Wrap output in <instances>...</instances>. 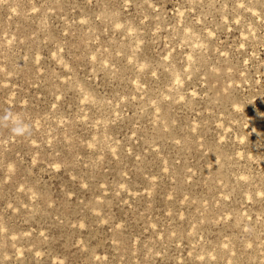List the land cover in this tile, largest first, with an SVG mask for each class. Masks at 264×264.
Instances as JSON below:
<instances>
[{
    "label": "rangeland",
    "instance_id": "rangeland-1",
    "mask_svg": "<svg viewBox=\"0 0 264 264\" xmlns=\"http://www.w3.org/2000/svg\"><path fill=\"white\" fill-rule=\"evenodd\" d=\"M0 264H264V0H0Z\"/></svg>",
    "mask_w": 264,
    "mask_h": 264
},
{
    "label": "clouds",
    "instance_id": "clouds-1",
    "mask_svg": "<svg viewBox=\"0 0 264 264\" xmlns=\"http://www.w3.org/2000/svg\"><path fill=\"white\" fill-rule=\"evenodd\" d=\"M9 130L13 133L19 132L23 128V121L22 119H17L15 123H13L11 120Z\"/></svg>",
    "mask_w": 264,
    "mask_h": 264
}]
</instances>
